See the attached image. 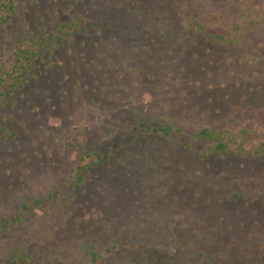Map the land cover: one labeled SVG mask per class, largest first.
I'll use <instances>...</instances> for the list:
<instances>
[{"label": "rangeland", "instance_id": "rangeland-1", "mask_svg": "<svg viewBox=\"0 0 264 264\" xmlns=\"http://www.w3.org/2000/svg\"><path fill=\"white\" fill-rule=\"evenodd\" d=\"M17 4L0 75L21 40L82 29L0 104V264H264V0Z\"/></svg>", "mask_w": 264, "mask_h": 264}, {"label": "trees", "instance_id": "trees-1", "mask_svg": "<svg viewBox=\"0 0 264 264\" xmlns=\"http://www.w3.org/2000/svg\"><path fill=\"white\" fill-rule=\"evenodd\" d=\"M18 0H4L1 5L0 12V28H3L12 23L14 16L18 11ZM81 24L78 21H63L59 22L53 29L40 37H29L21 40L17 44L12 53L11 61L8 67L0 75V104L6 97L12 95L17 89L29 84L32 80L39 76L40 71L37 70L40 64L45 62L50 57H53L55 52L63 47L65 42L69 41L72 34L79 29ZM196 29L207 39L216 42H225L229 39L227 36L219 33H213L208 26L200 22L196 23ZM36 69V70H35ZM5 130L4 128H2ZM164 134H170L173 130L172 125L162 127ZM226 132L214 131L209 128H204L194 134L197 140L212 142V151L223 154L230 149V143H234L230 135ZM231 139V140H230ZM230 141V143H229ZM240 150V148L237 150ZM257 155L264 154V141L258 148L254 149ZM243 154L242 152H238ZM92 159V154H85L81 161L77 172L89 167ZM18 254L15 255V257ZM97 260V259H96ZM95 260V261H96Z\"/></svg>", "mask_w": 264, "mask_h": 264}]
</instances>
